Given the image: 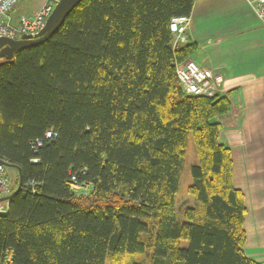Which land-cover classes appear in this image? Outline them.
<instances>
[{
  "label": "trees",
  "instance_id": "obj_1",
  "mask_svg": "<svg viewBox=\"0 0 264 264\" xmlns=\"http://www.w3.org/2000/svg\"><path fill=\"white\" fill-rule=\"evenodd\" d=\"M194 0H82L46 41L0 57V159L21 187L0 213V264H264L248 258L243 193L219 141L227 95L186 94L171 18ZM197 207L175 216L187 137ZM73 175L89 192L69 189ZM186 244L183 246L181 242Z\"/></svg>",
  "mask_w": 264,
  "mask_h": 264
},
{
  "label": "crops",
  "instance_id": "obj_2",
  "mask_svg": "<svg viewBox=\"0 0 264 264\" xmlns=\"http://www.w3.org/2000/svg\"><path fill=\"white\" fill-rule=\"evenodd\" d=\"M46 0H20L12 15H30ZM186 37L194 61L214 74L231 112L219 118L230 148L232 183L244 196L247 257L264 261V23L245 0H194Z\"/></svg>",
  "mask_w": 264,
  "mask_h": 264
},
{
  "label": "built area",
  "instance_id": "obj_3",
  "mask_svg": "<svg viewBox=\"0 0 264 264\" xmlns=\"http://www.w3.org/2000/svg\"><path fill=\"white\" fill-rule=\"evenodd\" d=\"M59 0H46L45 3L30 15H20L14 20L13 11L18 0H0V37L16 41L23 36L34 37L44 27ZM254 14L264 23V0H245ZM190 23L189 16L171 18L169 29L173 45L186 42V31ZM176 76L186 94L213 95L216 93L213 72L188 59L176 67ZM264 94V93H263ZM11 181L5 165L0 164V198L7 197ZM10 200L0 202V213L8 211Z\"/></svg>",
  "mask_w": 264,
  "mask_h": 264
},
{
  "label": "rangeland",
  "instance_id": "obj_4",
  "mask_svg": "<svg viewBox=\"0 0 264 264\" xmlns=\"http://www.w3.org/2000/svg\"><path fill=\"white\" fill-rule=\"evenodd\" d=\"M3 58V57H2ZM5 59V58H3ZM194 60V59H193ZM197 155L193 143L192 135H188L187 144L185 148V154L183 159V167L180 176L178 190L174 196V207H175V216L179 221H185L184 219V209L186 207H197L198 203L196 200L189 195L188 186L191 184V174L190 169L192 165L197 164ZM7 175L12 182V188H16L17 184V171L12 167H7ZM183 241L181 245H185ZM150 255L151 252H143L136 254L125 253L121 263L122 264H150ZM251 259V258H250ZM253 260V259H252ZM259 262V261H257ZM104 264H113L110 259H106Z\"/></svg>",
  "mask_w": 264,
  "mask_h": 264
},
{
  "label": "water",
  "instance_id": "obj_5",
  "mask_svg": "<svg viewBox=\"0 0 264 264\" xmlns=\"http://www.w3.org/2000/svg\"><path fill=\"white\" fill-rule=\"evenodd\" d=\"M82 0H59L53 8L51 14L46 19L44 27L34 37L23 36L21 39L12 41L0 37V57L7 60L12 58L13 53L21 48H26L38 45L49 39L53 33L62 24L65 17L81 2ZM0 164L8 166L3 160L0 159ZM21 187V176L19 174L18 187L11 196L0 198V201L11 200Z\"/></svg>",
  "mask_w": 264,
  "mask_h": 264
},
{
  "label": "bare ground",
  "instance_id": "obj_6",
  "mask_svg": "<svg viewBox=\"0 0 264 264\" xmlns=\"http://www.w3.org/2000/svg\"><path fill=\"white\" fill-rule=\"evenodd\" d=\"M20 2V0H18L16 6L18 5V3ZM172 34V33H171ZM188 139V137H187ZM187 144V143H186ZM186 148V147H185ZM6 168L9 167V166H5ZM7 170V169H6ZM69 185V189L76 195H85L89 192V189H88V183L86 182H79L77 180V178H75L73 175H71V178H70V181L68 183ZM18 187V184H16V188H12V182H11V185L9 186V194L7 195L8 196H11L13 194V192L17 189ZM3 198H6V197H3ZM12 200V199H11ZM10 200V201H11ZM3 201H6V200H3ZM2 202V201H0ZM10 203V202H9ZM244 247V246H243ZM244 251V249H243ZM246 255V254H245ZM249 258V257H248ZM255 261V260H254ZM257 262V261H256ZM264 262V261H263ZM105 263V262H104ZM5 264H10V263H5Z\"/></svg>",
  "mask_w": 264,
  "mask_h": 264
}]
</instances>
